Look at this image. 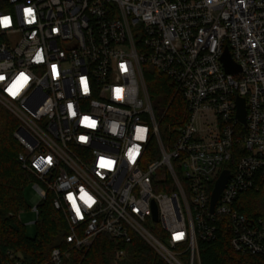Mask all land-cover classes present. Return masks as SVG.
Returning a JSON list of instances; mask_svg holds the SVG:
<instances>
[{
	"label": "built area",
	"instance_id": "built-area-1",
	"mask_svg": "<svg viewBox=\"0 0 264 264\" xmlns=\"http://www.w3.org/2000/svg\"><path fill=\"white\" fill-rule=\"evenodd\" d=\"M3 17L0 103L18 122L32 211L38 218L50 196L68 233L50 264H72L100 235L124 244L136 236L168 264H183V255L199 264L198 243L216 238L220 219L234 251L264 256V0H0ZM225 50L238 72L225 71ZM148 67L183 103L165 145ZM21 74L27 80L13 95ZM0 264L27 263L7 251Z\"/></svg>",
	"mask_w": 264,
	"mask_h": 264
},
{
	"label": "trees",
	"instance_id": "trees-1",
	"mask_svg": "<svg viewBox=\"0 0 264 264\" xmlns=\"http://www.w3.org/2000/svg\"><path fill=\"white\" fill-rule=\"evenodd\" d=\"M145 84L160 139L165 145L172 130L178 126L183 114V103L178 94L174 96L169 80L149 67L145 70ZM17 126L16 118L0 105V260L7 251H12L20 255L27 264H50L51 251L65 247L67 228L61 214L53 209L51 197L48 196L38 206L35 236L28 238L25 234V226L18 216L27 208L24 191L33 183L34 178L18 160L22 148L13 137ZM151 146L155 157V142ZM250 198L255 206L258 197L250 195ZM241 213L248 217L260 214L251 212V209ZM231 237L229 222L220 219L217 222L216 238L210 242L198 243L199 264H264V256L234 251L230 245ZM118 251L125 253L120 259L115 256ZM72 264L168 263L139 237L134 236L130 244H124L100 235L89 248L73 252Z\"/></svg>",
	"mask_w": 264,
	"mask_h": 264
},
{
	"label": "rangeland",
	"instance_id": "rangeland-1",
	"mask_svg": "<svg viewBox=\"0 0 264 264\" xmlns=\"http://www.w3.org/2000/svg\"><path fill=\"white\" fill-rule=\"evenodd\" d=\"M0 105H2L5 109H7L2 103H0ZM168 133H169V130H168ZM147 165H148V162L143 165L142 169L146 170ZM161 172L163 173L164 170H162ZM24 198H25V204H26L27 208L22 210V212H20L19 220H20L21 224L25 226L26 236L28 238H32L36 234L35 222L37 220L36 214L32 211V207L34 206V198H35V192L33 190L32 183L26 187V189L24 191ZM159 231H160V229L152 231V232L155 236L159 237V235H158ZM178 258L180 259V261L183 264H187V256L186 255H183V256L178 257ZM194 264H198V262L195 261Z\"/></svg>",
	"mask_w": 264,
	"mask_h": 264
},
{
	"label": "water",
	"instance_id": "water-1",
	"mask_svg": "<svg viewBox=\"0 0 264 264\" xmlns=\"http://www.w3.org/2000/svg\"><path fill=\"white\" fill-rule=\"evenodd\" d=\"M221 62H222L224 69L227 73L233 74V73H236L239 71L238 67L231 62L230 57L227 53V50H225V52L221 58ZM236 119L240 123L245 124L244 101L240 100V99L237 100ZM228 178H229V173L223 172L220 175L219 179L217 180L214 191L212 193V197H211V208L212 209H213L216 201L218 200L220 194L222 193L224 186H225V183H226ZM153 220L157 221L156 209H154V212H153Z\"/></svg>",
	"mask_w": 264,
	"mask_h": 264
},
{
	"label": "snow or ice",
	"instance_id": "snow-or-ice-1",
	"mask_svg": "<svg viewBox=\"0 0 264 264\" xmlns=\"http://www.w3.org/2000/svg\"><path fill=\"white\" fill-rule=\"evenodd\" d=\"M24 11H25V15H26V16H32V15H33L31 9H25ZM8 22H9V21H8V18H7V17L0 18V24H2L3 26H7ZM30 22H31V21H30ZM39 58H40V57L38 56L37 59H39ZM53 72L55 73V66H53ZM0 79H3V77H0ZM26 80H27V77L24 76L23 74H21V76L17 79L16 82L13 83V85L8 89V91H9L10 93H12L13 95H15V91H14V89H17L18 86H22V85H21V81H26ZM70 107H71V106H70ZM86 119H87V118H86ZM90 126H94V122H93L92 124H90ZM81 139H85V138L82 137ZM129 155H130L131 158H133V159L135 158V156H134V152H130ZM101 166H102V167L105 166V165H104V162L101 163ZM85 196H86V194H85ZM82 198H84V197L82 196ZM70 199H71V197H70ZM88 200H91V198L88 197ZM74 207H75V205H74ZM76 210H77V213H79V209L77 208ZM181 236H182V234H178V235L176 236V239H180Z\"/></svg>",
	"mask_w": 264,
	"mask_h": 264
},
{
	"label": "clouds",
	"instance_id": "clouds-1",
	"mask_svg": "<svg viewBox=\"0 0 264 264\" xmlns=\"http://www.w3.org/2000/svg\"><path fill=\"white\" fill-rule=\"evenodd\" d=\"M7 18H8V17H7ZM8 21H9V22H8V24H9V23H10V18H8ZM8 24H7V25H8Z\"/></svg>",
	"mask_w": 264,
	"mask_h": 264
}]
</instances>
